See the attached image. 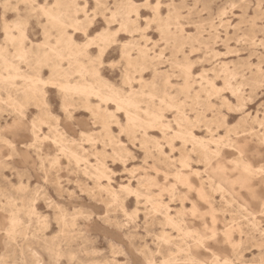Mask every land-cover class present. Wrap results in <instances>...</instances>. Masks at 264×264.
Wrapping results in <instances>:
<instances>
[{
  "label": "snow or ice",
  "instance_id": "obj_1",
  "mask_svg": "<svg viewBox=\"0 0 264 264\" xmlns=\"http://www.w3.org/2000/svg\"><path fill=\"white\" fill-rule=\"evenodd\" d=\"M0 8L4 13L0 63L7 72L0 75V92L7 94L0 105L16 117L0 134V147L11 153L6 159L17 154L19 143L6 137L30 131L23 147L39 160L36 179L47 186L54 182L50 174L60 166L66 143L99 147L98 135H86L88 122L74 120L76 108L95 97L99 103L89 109L90 122L102 136L116 119L104 105L115 103L129 129L135 126V115L144 125L140 131L147 135L152 127L165 138L157 146L161 151L169 149L168 158L181 154L178 162H172L174 183L165 175L162 185L150 184L147 191L143 182L135 189L118 191L111 190L110 180L108 187H100L108 192V208L116 207L119 218L111 219L107 211L95 218L96 224L116 244L128 240L125 233L138 223L137 210L129 213L120 206L127 196L137 198L138 208L143 201L145 227L150 218L163 215L162 228L172 230L154 236L158 251L153 257L164 258L148 257L147 250L137 246L133 258L122 264H264V0H196L194 4L192 0H3ZM237 9L241 15L234 23L230 18ZM225 23L238 30L236 43L250 45L252 54L243 64H226L211 74L201 71L205 62L199 56L211 54L214 45L205 49L201 43L197 52L193 38L215 33ZM33 33L35 40L30 39ZM109 70L119 74L116 83L104 79ZM145 72L151 79L143 78ZM247 89L258 90L262 97L255 116L247 111L251 99ZM62 124L67 131L61 130ZM197 127L201 136L194 135ZM121 128L123 136L125 126ZM77 133L78 141L70 139ZM45 142L54 146L50 149L54 157L43 156ZM186 153L199 157L202 171L193 170ZM41 193L39 183L35 190L7 177L0 183V236L5 245L21 236L27 239L33 225L38 227L34 238L47 232L51 215L36 211ZM43 199L55 213L59 229L44 236L43 243L50 245L48 258L13 262L0 257V264H94L78 260L71 251L69 213L46 196ZM177 201L181 210L169 215L168 205ZM184 201L191 203L190 209L183 207ZM189 216L201 226L189 230ZM71 219L75 230L80 221L94 217L75 209ZM62 240L69 251L58 245ZM112 254L124 255L115 244ZM99 264L121 262L109 259Z\"/></svg>",
  "mask_w": 264,
  "mask_h": 264
},
{
  "label": "rangeland",
  "instance_id": "obj_2",
  "mask_svg": "<svg viewBox=\"0 0 264 264\" xmlns=\"http://www.w3.org/2000/svg\"><path fill=\"white\" fill-rule=\"evenodd\" d=\"M244 2L248 3L250 0H244ZM2 3L3 0H0V4ZM192 3H196V0H192ZM245 11L250 10L245 9ZM203 14L208 16L207 13ZM7 15L11 17L12 14L8 13ZM240 15L241 12L237 9L230 19L235 23ZM3 17V9L0 8V24L3 22ZM29 31L31 32L32 29L29 28ZM173 31H175V29ZM237 31L236 28L229 27V25L225 23L224 27L217 29L215 33L207 31L205 34H199L198 38H193L197 43V52L199 51L201 43L205 49H208L210 44L214 45V47L211 48V54L208 52L200 54L199 58L205 62L203 67L200 68L201 71H209L211 74L215 68L223 70V65L226 64H243L252 53L249 51L250 45L246 46L243 43H236ZM217 36H219V40L216 39ZM149 37L153 38V34L149 33ZM30 39L35 40V33H33ZM2 40L3 37L0 36V41ZM184 42L191 44L192 40H186ZM258 43L259 40H257V44ZM197 67H200V65H197ZM228 74L231 75V73ZM0 75H7L2 63H0ZM196 75H199V72H197ZM143 78L146 80L151 79V74L145 72ZM104 79L109 83H116L119 79V74L109 70L104 76ZM137 79H140V77L138 76ZM173 83H176L175 77H173ZM220 83L223 84V81ZM134 86L138 87V84ZM196 87H199V84H197ZM246 91L251 94L250 102L246 106L247 111L255 116L256 109L259 107L262 99L261 94L255 89H247ZM193 95H195V93H193ZM227 95L231 96V93L229 92ZM0 98L6 99L7 94L0 92ZM97 103L99 102L96 101L95 97H91L88 102L76 108L73 116L75 121L88 122L86 125L88 128L86 135H98L100 141L99 147L95 144L81 146L79 143H66L64 145L66 151L61 157L60 166L56 169L55 173L50 174L54 182H50L47 186H44L42 180L38 182L36 179L37 176L40 175L38 167L39 160L34 156L28 155L29 149L23 147L25 143L24 137L30 136V131L22 135L10 133L9 136L6 137L10 139L13 144L19 143L16 149L17 154L13 155L11 160L6 159V155H11V153H8L6 149L0 147V183L7 177L10 181L15 183L22 182L25 186H30L33 190H35L39 183L42 193L41 199L37 201L38 206L36 211L43 216L51 215V222L48 225L47 232L36 238H34V233L38 231L36 225H33L31 231L26 232L27 239L21 236L15 243L5 245L2 236H0V257L9 259L13 262L30 261L37 258L45 260L48 258L49 254L47 249L50 245L43 243L44 236L51 237L55 235V232L59 229L56 226L55 213L48 208L47 203L43 199L45 196L49 200L55 202L58 207L69 213L67 222L69 236L67 239L73 241L71 251L77 255V259L80 261L99 264V262L103 260L115 259L122 264L123 260L133 258L137 246H139L140 249L147 250L148 257H153V253L158 251L154 236L163 231H172L171 229L162 228V223L165 220L163 215L150 218L147 222V227H145L143 201H141L138 208L137 198L135 196H127V198L122 199L120 202V206L127 209L129 213L133 210L139 212L137 216L138 223L125 233V236L129 237L128 240L124 241V243L116 244L105 232L97 227L95 218L103 216L107 211H111V219L116 220L119 218L116 207L111 209L108 208V192H101V186L108 187L110 180L111 190L118 191L122 186L135 189L138 184L143 182L145 186L144 190L147 191L150 184L162 185L165 175L174 183L172 178L176 174V168L172 167V162L173 159L178 162L181 156L179 152H175L172 158H168L167 152L169 149L164 148L161 151L157 146V141L164 140L165 138L152 127L147 129V135L143 131H140V128L144 127V125L137 120L135 115L132 117L135 126L129 129L128 119L124 113L116 112L115 103L104 105L109 112L115 113L116 119L110 122L108 129L100 136V129L90 122L91 112L89 109L95 107ZM29 112L35 115L31 109H29ZM15 118L13 112L6 111L4 107L0 105V134L13 123ZM28 119L30 123L31 117H28ZM167 119H171V117L169 116ZM210 122L211 120L209 119V123ZM233 123H235V121H233ZM122 125L125 126L123 136H121ZM61 130L67 131V129H64L63 124L61 125ZM129 130L133 133L132 135L128 134ZM248 130L251 131V129ZM41 131L44 132L45 135L48 134L47 129H41ZM201 131V128L197 127L194 135L201 136ZM137 132L139 133L138 135L136 134ZM222 134L223 133H221V135ZM70 139L78 141L79 133L74 137H70ZM105 141H107V143H105ZM179 146V143H177V147ZM53 148L54 146L51 145L50 142H45L44 147L41 149L43 156L45 158L48 156L54 157L56 154L55 151H50V149ZM227 151L229 150L225 149V152ZM185 155L191 161L193 170H203V166L197 163L199 157L194 154L188 155L186 153ZM157 172H159V176ZM133 173L136 175L133 176ZM99 176H103L104 178L98 179ZM205 180H207V177H205ZM198 183L197 181V184ZM152 190L154 192L159 191L158 188ZM191 199H193L192 195L189 196V200ZM164 203L168 204V200L165 199ZM168 207L172 210L169 213V215L172 216H175L176 213L181 210L179 201L169 204ZM183 207L190 209L191 203L184 201ZM75 209L85 210L90 216H93L94 219L80 221L79 226L73 230L71 214ZM187 224L189 230L201 226V222L199 220L194 221L191 216L187 218ZM73 231H75L74 236L72 235ZM60 244H63L65 251H69V245L67 243L62 240L58 242V245ZM113 244L124 253L123 256L117 255L113 257ZM125 244H127L128 247H125ZM163 247L167 248L168 246L164 245ZM129 252L133 255H128ZM33 253H35V256ZM153 258L162 259L164 257Z\"/></svg>",
  "mask_w": 264,
  "mask_h": 264
},
{
  "label": "bare ground",
  "instance_id": "obj_3",
  "mask_svg": "<svg viewBox=\"0 0 264 264\" xmlns=\"http://www.w3.org/2000/svg\"><path fill=\"white\" fill-rule=\"evenodd\" d=\"M76 157V156H75ZM146 182V181H145ZM148 185V184H147ZM123 187V186H122ZM120 188V187H119Z\"/></svg>",
  "mask_w": 264,
  "mask_h": 264
}]
</instances>
